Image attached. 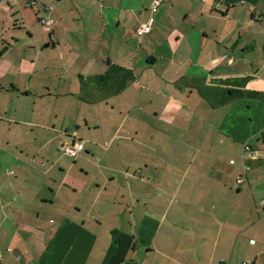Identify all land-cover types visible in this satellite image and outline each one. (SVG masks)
Here are the masks:
<instances>
[{"label":"crops","instance_id":"0c3cea01","mask_svg":"<svg viewBox=\"0 0 264 264\" xmlns=\"http://www.w3.org/2000/svg\"><path fill=\"white\" fill-rule=\"evenodd\" d=\"M155 1L0 0V264H264V0Z\"/></svg>","mask_w":264,"mask_h":264},{"label":"built area","instance_id":"2783aa9c","mask_svg":"<svg viewBox=\"0 0 264 264\" xmlns=\"http://www.w3.org/2000/svg\"><path fill=\"white\" fill-rule=\"evenodd\" d=\"M28 1V6L30 7H36L38 4V0H27ZM161 5V1L160 0H156L153 4V10H157L158 7ZM153 20L150 21V26L153 25ZM45 25L47 26H53L54 22L53 21H49V22H44ZM150 29V27H144L142 29V31H148ZM84 148V144L82 142H76L73 143L71 145H67L64 147V154L66 156L72 157V158H76L80 155V153L82 152ZM245 153L248 154L249 156L252 155V148L250 146H246L245 147ZM231 164H234V161L231 162ZM245 181V178L243 176H239L237 182L238 183H243ZM262 204L264 205V201L262 202ZM244 264H251L250 262H246Z\"/></svg>","mask_w":264,"mask_h":264}]
</instances>
